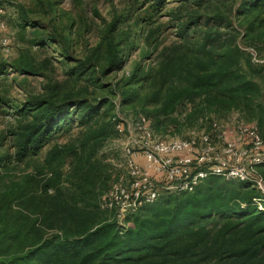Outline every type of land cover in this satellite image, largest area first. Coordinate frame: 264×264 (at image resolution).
Returning a JSON list of instances; mask_svg holds the SVG:
<instances>
[{"label": "trees", "instance_id": "16d2710c", "mask_svg": "<svg viewBox=\"0 0 264 264\" xmlns=\"http://www.w3.org/2000/svg\"><path fill=\"white\" fill-rule=\"evenodd\" d=\"M163 2L153 0L154 9ZM35 4L34 10L18 6V28L35 30L33 44L42 49L54 46L60 58L74 64L68 76L86 77L96 92L65 98L59 85L51 83L46 64L11 66L45 79L47 85L44 95L21 104L17 114L25 121L11 133L14 151L0 154V264H264V212L253 205L259 194L246 183L208 176L191 193L164 194L126 216L121 225L112 212L101 210L102 196L122 172L114 177L108 171L111 180L101 179L92 160L111 137L107 130L114 140L118 138L115 112L122 113L134 90H143L144 70L137 64L119 85L107 83L109 75L123 70L121 40L115 36L119 22L106 23L94 12L103 23L99 43L78 59L74 19L59 22L58 0ZM78 13L83 21L81 9ZM82 26L76 36L83 38L86 25ZM229 28L236 33L235 41L225 45L219 65L197 77L195 84L234 106L243 121L254 123L264 143V68L253 65L244 51L252 48L264 58V0H237ZM101 115L109 116L107 128L96 129L73 152L70 191L53 187L57 166L49 163L40 182L36 175L19 180L10 175L56 138L83 131ZM87 149L90 153L82 158ZM107 180V189L99 193Z\"/></svg>", "mask_w": 264, "mask_h": 264}, {"label": "rangeland", "instance_id": "374dc122", "mask_svg": "<svg viewBox=\"0 0 264 264\" xmlns=\"http://www.w3.org/2000/svg\"><path fill=\"white\" fill-rule=\"evenodd\" d=\"M58 1L59 22L68 17L74 19V56L78 59H84L89 49L99 43L98 34L103 23L94 12L106 23L119 22L115 36L121 40L123 70L109 75L106 81L119 85L137 64L141 65L146 77L143 90H134L122 109L126 119L141 114L156 135L176 138H185L193 132L207 129L212 120H244L230 103L217 98L210 89L195 84L197 77L219 65L225 45L235 41L236 33L229 25L237 0H164L162 7L156 10L153 0ZM35 3L36 0H0V98L3 100L0 105L3 149L0 154H12L14 151L11 148V133L17 132L25 121L17 114L21 104L44 95L47 85L45 79L21 74L11 66L22 63L38 67L46 64L51 83L59 85L60 94L65 98L93 96L96 92L86 77L68 76L74 64L60 58L54 46L47 45L42 49L33 44L35 30L18 28V6L34 10ZM79 9L83 21L78 18ZM83 23L86 31L82 38L76 35L83 28ZM262 88L264 91V83ZM107 124L109 116L101 115L83 131L73 130L56 138L37 157L15 166L10 175L17 180L36 175L37 181H42L46 178L45 165L49 163L57 166L53 187L70 191L73 152H76L82 139L96 129H106ZM107 132L111 137L98 147L92 160L97 163L101 179L109 178L108 171L114 177L123 171L120 144L112 137L111 129ZM89 150L81 153L82 158L90 153ZM105 182L103 187H99V193L107 189L109 180Z\"/></svg>", "mask_w": 264, "mask_h": 264}, {"label": "built area", "instance_id": "2783aa9c", "mask_svg": "<svg viewBox=\"0 0 264 264\" xmlns=\"http://www.w3.org/2000/svg\"><path fill=\"white\" fill-rule=\"evenodd\" d=\"M244 51L253 65L264 68L254 49ZM115 113L123 171L100 208L112 212L119 225L164 194L191 193L208 176L246 183L259 194L253 205L264 212V143L254 123L212 120L207 129L176 138L156 135L141 114L126 119L120 109Z\"/></svg>", "mask_w": 264, "mask_h": 264}, {"label": "crops", "instance_id": "0c3cea01", "mask_svg": "<svg viewBox=\"0 0 264 264\" xmlns=\"http://www.w3.org/2000/svg\"><path fill=\"white\" fill-rule=\"evenodd\" d=\"M264 169V168H263Z\"/></svg>", "mask_w": 264, "mask_h": 264}]
</instances>
